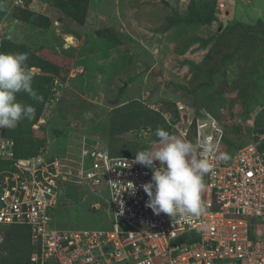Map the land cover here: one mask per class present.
I'll list each match as a JSON object with an SVG mask.
<instances>
[{
	"label": "rangeland",
	"instance_id": "1",
	"mask_svg": "<svg viewBox=\"0 0 264 264\" xmlns=\"http://www.w3.org/2000/svg\"><path fill=\"white\" fill-rule=\"evenodd\" d=\"M165 1L154 7L149 18L142 19L140 14L124 13L126 0H0V51L31 53L28 65L38 70L32 87L43 96L42 101H36L27 93H17L18 101L35 107V118L22 120L13 129H0V138L56 142L55 147L62 149L66 142H75L78 133L85 132L93 139L106 141L108 149L114 152L121 153L117 150L123 149L127 153L124 155L135 156L139 151L154 149L158 139L153 138L149 127L132 124L134 109L142 114H157L165 123L164 115L169 119L176 117L178 101L204 112L205 107L195 108L191 104L185 90L199 79L198 71L207 65L203 61L209 48L229 49L232 40L227 45L214 46L204 44L203 40L236 20L256 27V18L264 20V14L259 15L264 13V0H236L232 5L233 18H229L231 7L225 9L222 21L215 17V22L208 24L210 33L207 25L198 23V17L203 12L209 14L216 0H185L178 6V0ZM116 7L119 13H115ZM122 13V25L116 31L109 24L115 20L118 25L116 19ZM190 16L193 22L189 21ZM143 21L146 28L141 25ZM130 22L135 33L145 35L138 41L134 32L128 34L124 30H130ZM90 31L103 46L99 53L103 58H111L104 66L107 75L94 81L87 79L85 59H80L78 54L87 52L85 46L93 49L89 35L85 34ZM68 37L72 40H67ZM232 37L231 34L226 40ZM245 46L242 49L245 54L240 52L227 58L224 77L215 74L218 81L203 86L205 92L208 90L211 104L214 96L224 99L218 112L223 109L232 114L237 123V134L230 132V142L236 145L249 141L254 131L255 111L264 103L260 101L250 112L251 116H245V109L254 104L250 85L258 89L260 83L259 92L264 95V28L251 36L250 46ZM139 60L149 69L143 71V63H136ZM192 63L199 65L191 67ZM60 81L66 85L62 91ZM69 89L75 90L76 103H65L68 97L64 99V91ZM56 91L61 93L57 96ZM88 112L92 115L85 118ZM44 118L47 120L41 125ZM65 193V200L55 208L54 226L111 227L113 216L104 186L90 189L72 185L65 187ZM10 259L11 256L5 261L9 263Z\"/></svg>",
	"mask_w": 264,
	"mask_h": 264
},
{
	"label": "built area",
	"instance_id": "2",
	"mask_svg": "<svg viewBox=\"0 0 264 264\" xmlns=\"http://www.w3.org/2000/svg\"><path fill=\"white\" fill-rule=\"evenodd\" d=\"M233 3L217 0L219 15ZM176 109V117L164 115L171 131L193 143L211 137L216 146L212 154L197 152L214 165L204 177L205 210L199 216L154 214L143 189L152 169L135 156L99 148L98 139L81 135L54 150L44 142L36 154L19 157L14 141L0 138V162L6 166L0 169V225L28 228L30 264H264V151L259 149L264 133L228 149L223 137L235 123L230 113L221 109L214 116L182 101ZM68 185L106 188L113 216L109 229L53 225Z\"/></svg>",
	"mask_w": 264,
	"mask_h": 264
},
{
	"label": "clouds",
	"instance_id": "3",
	"mask_svg": "<svg viewBox=\"0 0 264 264\" xmlns=\"http://www.w3.org/2000/svg\"><path fill=\"white\" fill-rule=\"evenodd\" d=\"M214 15L222 21V16L219 15L217 9V0L215 1ZM28 59L29 56L26 52L0 51V129H13L22 120L27 119L30 121L35 118V107L18 101L17 93L24 92L36 101L43 100V96L39 95L32 87L33 79L38 74V70L35 66L28 65ZM60 83L62 84L60 88L62 91L63 88H66V85L63 81H60ZM181 98L180 96L179 100ZM176 114H178L177 109ZM218 114L213 115L218 116ZM91 115L90 112L85 113V118H90ZM45 120L47 119H42L40 124L43 125ZM180 124L178 125L181 127L184 123ZM233 125H237V123L235 122ZM171 132L172 134L163 128H157L155 131V136L158 138L156 147L154 149L139 151L135 155V162L152 169L151 180L143 184V189L149 197L146 201V206L151 208L156 215L164 213L171 218L178 215L199 216L205 210V205L201 199V195L206 188L204 177L212 173L214 165L207 156H197V152L202 150L204 153L212 154L216 151V146L211 137L193 143L187 139L179 138L180 136L175 137L173 135L176 133ZM81 135L86 134L85 132H80L77 134V137ZM86 136L91 142L98 139V147L101 142L103 147L106 146L108 148L106 141L100 138L93 139L89 135ZM11 139L15 142L14 138ZM251 140L244 145L248 144ZM263 142L259 144V147ZM57 148L58 146H50L51 150ZM233 148L232 146L228 149ZM221 158L226 160L228 157L225 155ZM156 161L159 162L158 167L154 163ZM128 189H132L134 194L135 189L132 184Z\"/></svg>",
	"mask_w": 264,
	"mask_h": 264
},
{
	"label": "trees",
	"instance_id": "4",
	"mask_svg": "<svg viewBox=\"0 0 264 264\" xmlns=\"http://www.w3.org/2000/svg\"><path fill=\"white\" fill-rule=\"evenodd\" d=\"M215 11V3L213 8L210 10L209 14H206L203 12L204 15H201L199 18V24L201 25H208L211 24L213 20H215L214 16ZM189 18L190 22H193L192 16ZM256 27L247 26L246 24H243L239 21H234L232 24L227 26L226 28L222 29L215 35H210L207 38L203 40L204 44L212 43V45H227L230 40V48H220L219 46H216L217 48H209L205 58H204V66L203 68H199L198 71L200 73L199 79L190 86L186 91L188 95H186L191 104L194 105V107H205L206 110L210 111L212 114L217 115L218 110L221 108V104L223 100L221 97L214 96L212 101L214 102L211 104L209 93L204 90L205 85L212 84L215 80L218 81L217 76L215 74H219L221 77L225 76L224 68L226 66V60L227 58H231V56H234L236 53H243L245 54L246 51L242 50L244 49L246 45L250 46V38L253 34L256 35L258 29L264 28V22L261 19H258L255 23ZM166 29V27H165ZM233 35L232 39L229 38V40H226L227 37L230 35ZM28 55H30V52H26ZM196 65L199 64H191V67H197ZM202 65V64H200ZM203 78L204 80L200 81V79ZM252 89L249 91L251 92V96L253 98V106L250 108L245 109V116H251V113L253 111V108L259 105L258 103L264 102V95L263 93L259 92L261 90L260 83H258V89H254L253 85H250ZM203 91V92H202ZM212 95V94H211ZM261 101V102H260ZM129 105H132V102L129 103ZM132 124H136V126L139 127H149L151 130V134L154 139H158L155 136V131L157 128H163L167 130L170 134L172 132L170 131V127L164 122L163 118L161 116L159 117L157 114L149 113L147 112L142 114L141 112H138L137 110H133V117H132ZM236 125L229 126L225 129V135L223 138V141L226 143L228 148H231L233 145L234 148H239L240 144H235L233 142H230V132H237ZM254 128L253 132H264V103L261 104L260 108L255 111L254 115ZM237 134V133H236ZM4 136V135H3ZM7 137V136H6ZM13 138V137H12ZM114 140H116V137H113ZM110 140L111 141H113ZM190 139H192V134L190 136ZM15 141V154L16 156L26 157L30 156L32 154H36L38 148L44 144L43 142H30V141H24L22 138ZM249 140H251V136L249 137ZM109 142V141H108ZM112 143V142H111ZM260 150H264V142L259 147ZM117 151H122L121 153L114 152L111 149H109V152L112 155H124L127 153L123 152V149H119ZM5 163L0 162V169L4 168ZM69 187L72 185H68ZM1 232V240H0V264H30L29 263V254L31 252V247L29 245V232L28 228L24 225H9V226H0ZM9 256H11V259L9 260V263L5 261Z\"/></svg>",
	"mask_w": 264,
	"mask_h": 264
},
{
	"label": "crops",
	"instance_id": "5",
	"mask_svg": "<svg viewBox=\"0 0 264 264\" xmlns=\"http://www.w3.org/2000/svg\"><path fill=\"white\" fill-rule=\"evenodd\" d=\"M108 1V0H106ZM129 0H126V4H125V11L124 13H128V14H140L141 18L142 19H146V18H149L151 16V14H153V10L155 9L154 7H156L157 5H162V2L161 0H136L138 3H135L134 5H130L128 3ZM165 1V0H164ZM236 0H234V3H235ZM248 1V0H247ZM166 2V1H165ZM235 5V4H234ZM234 6H232L230 8V13L231 15L229 16V18H233V10ZM115 13H119V9L117 10V7L115 9ZM264 13L263 12H259V15H263ZM150 15V16H149ZM165 16V14H164ZM255 16V15H254ZM121 17H123V13L120 14L119 17H117L116 21H119V26L115 24V20H113V22H110L111 26H113V28L117 31V30H120L119 27L122 25L121 23ZM106 18H109L106 17ZM249 18H252L249 16ZM258 19H261V18H256L255 19V22L258 20ZM262 20V19H261ZM133 21V20H132ZM264 22V20H262ZM130 25V30L128 29H125L124 30L126 31L127 30V33L129 34V32H134L133 31V26H131V22L129 23ZM142 26H147V23L145 21H143L141 23ZM159 27V26H158ZM170 29L164 31L163 33L166 34V32H168ZM204 30H205V27H204ZM207 30L209 31L210 33V29H209V26H207ZM145 31V30H144ZM137 33L136 36L134 37V39L136 38V41H138L139 37L141 36H145L144 34H140V32L136 31ZM146 32V31H145ZM158 33V31H157ZM208 33V34H209ZM85 34L89 35V38L88 39H91V43H92V46H93V49L88 46H85L84 49H87V52H82V54L78 53L80 56L79 58L80 59H85V63H86V66H87V69H88V72L86 71V74L87 75V79H91V81H94V80H98L100 78H102L103 76L107 75V72L104 70V66L106 64H108V61L111 59V58H103V56L99 53V50L102 51L103 50V46L101 45V43L97 40V38L95 37V33L94 32H86ZM95 35V36H94ZM77 39H74L73 41L76 42ZM83 40H85V38H83ZM142 40V39H140ZM146 40V39H145ZM88 41V40H87ZM143 43V42H142ZM146 43V41H145ZM94 48L98 49V51L94 50ZM76 53V54H77ZM136 63H140L142 64V60H139L137 61ZM97 70V72H96ZM96 76V77H95ZM75 90H72V89H69V90H65L64 91V99H66V97H68V101L65 102L67 104H71L72 102L74 103L75 102V99H76V96H75ZM63 97V96H62ZM180 97V96H179ZM76 103V102H75ZM55 143L56 142H51V145L52 146H55ZM154 143H157V142H154ZM50 145V146H51ZM152 145V144H151Z\"/></svg>",
	"mask_w": 264,
	"mask_h": 264
},
{
	"label": "water",
	"instance_id": "6",
	"mask_svg": "<svg viewBox=\"0 0 264 264\" xmlns=\"http://www.w3.org/2000/svg\"><path fill=\"white\" fill-rule=\"evenodd\" d=\"M143 66H144L143 71H146V70L149 69V66H148L147 64L143 63ZM184 120H185V116L183 115V122H182L181 124L184 123ZM181 124H180V125H181ZM99 147H100V148L103 147V145L101 144V142L99 143Z\"/></svg>",
	"mask_w": 264,
	"mask_h": 264
},
{
	"label": "bare ground",
	"instance_id": "7",
	"mask_svg": "<svg viewBox=\"0 0 264 264\" xmlns=\"http://www.w3.org/2000/svg\"><path fill=\"white\" fill-rule=\"evenodd\" d=\"M67 40H69V41H70V40H72V38H71V37H68V38H67Z\"/></svg>",
	"mask_w": 264,
	"mask_h": 264
}]
</instances>
